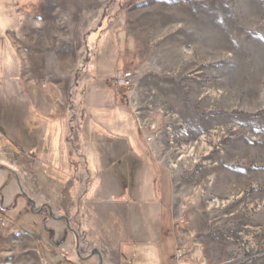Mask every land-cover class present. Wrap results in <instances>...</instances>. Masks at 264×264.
Masks as SVG:
<instances>
[{"label":"rangeland","instance_id":"374dc122","mask_svg":"<svg viewBox=\"0 0 264 264\" xmlns=\"http://www.w3.org/2000/svg\"><path fill=\"white\" fill-rule=\"evenodd\" d=\"M58 1L0 0V264H84L79 184L87 161L107 165L95 153L122 108L168 186L166 207L147 188L148 229L176 237L146 243L153 262L176 246L179 264H264V0H74L70 66L36 73ZM53 101L68 117L49 116Z\"/></svg>","mask_w":264,"mask_h":264},{"label":"crops","instance_id":"0c3cea01","mask_svg":"<svg viewBox=\"0 0 264 264\" xmlns=\"http://www.w3.org/2000/svg\"><path fill=\"white\" fill-rule=\"evenodd\" d=\"M49 111V116L56 120L68 117V107L63 108L57 101L50 106ZM42 114L47 115L48 113ZM113 118L115 122H113L114 133L111 142L105 144L106 149L105 147L98 148L95 153L98 158L107 156V165L103 167L99 160L95 159L94 162L97 163L95 175L86 159L85 167L88 178L86 181L85 179L81 180L79 184L80 187H84V196L81 199L84 204V212H82L84 216L83 263L155 264L154 258L151 257V247L146 243L152 237H159L162 249V241L166 240V235L174 236V245L176 237L172 231L162 229L160 220L155 228H152L151 231L148 229L147 221L152 219V215L147 212L146 208L148 206L147 188L148 183L152 182L156 189L157 201L166 207V204L169 203L166 200L169 197L168 186H165L162 180H152V176L157 175V170L153 164L150 150L140 143L137 124L133 121L134 116L122 108L114 111ZM81 122H83L82 130L84 132V113ZM126 128L130 132H126ZM86 145L84 136H82L83 159ZM108 174H112V181L103 185L98 177ZM104 187L113 188L114 194L110 199L101 197L100 190ZM51 230L48 231L47 236L49 235V238H53L55 241L56 233ZM75 236L73 231H69V235L65 236V240L61 241V244L58 245L57 241L55 242L54 251L57 248L63 249L67 241L74 242ZM174 249L175 253L171 254L165 253L164 255L162 251L159 252L163 264H179L176 261V246ZM75 253L77 256L78 252ZM64 255L71 256V253L66 251Z\"/></svg>","mask_w":264,"mask_h":264},{"label":"bare ground","instance_id":"6f19581e","mask_svg":"<svg viewBox=\"0 0 264 264\" xmlns=\"http://www.w3.org/2000/svg\"><path fill=\"white\" fill-rule=\"evenodd\" d=\"M80 5L74 3V0H59L48 5L47 14L44 16V42L38 44V53L35 52L29 55L30 63L36 73L42 70V64L45 60H47V67L44 73L47 74L50 73L48 68H68L70 66L74 50V44L72 42H74L73 40L75 38L71 25L78 24L77 11L83 8L82 4ZM63 16H69L71 20L67 21ZM30 48H34V43Z\"/></svg>","mask_w":264,"mask_h":264},{"label":"trees","instance_id":"16d2710c","mask_svg":"<svg viewBox=\"0 0 264 264\" xmlns=\"http://www.w3.org/2000/svg\"><path fill=\"white\" fill-rule=\"evenodd\" d=\"M10 1H12V0H10ZM5 8H7V7H5ZM6 10V9H5ZM7 22V21H6ZM112 175V174H111ZM47 233H49L48 231H47ZM49 244H51L50 246H52V247H50L51 249L50 250H48V252H47V254L48 253H50V254H53L54 253V248H53V242H51V243H49Z\"/></svg>","mask_w":264,"mask_h":264},{"label":"built area","instance_id":"2783aa9c","mask_svg":"<svg viewBox=\"0 0 264 264\" xmlns=\"http://www.w3.org/2000/svg\"><path fill=\"white\" fill-rule=\"evenodd\" d=\"M182 258V253H178L177 255H176V259H181Z\"/></svg>","mask_w":264,"mask_h":264}]
</instances>
